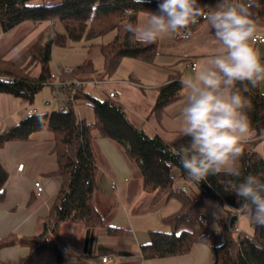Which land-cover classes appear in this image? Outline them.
<instances>
[{
  "label": "trees",
  "instance_id": "16d2710c",
  "mask_svg": "<svg viewBox=\"0 0 264 264\" xmlns=\"http://www.w3.org/2000/svg\"><path fill=\"white\" fill-rule=\"evenodd\" d=\"M251 3L253 18L257 20L258 27H264V0H251ZM45 4L55 6H42ZM157 5L158 0H143L142 3H135L134 0H48L40 4H34L32 0H0V27L3 32L22 22H30V29H33L47 21L53 32L47 41L35 39L14 59L0 56V92L32 104L41 87L51 84L53 80L50 71L52 45H65L67 39L78 41L85 38L91 45L94 39L114 31L110 40L98 43L103 57L99 79H105L125 57L153 63L157 55V43L145 46L134 42L124 25L130 20L137 22L139 14L156 11ZM202 21L192 26L190 31ZM55 22L62 25V32L54 29ZM32 69L37 70L35 72ZM94 74L96 69L88 58L65 73L62 80L77 78L88 81ZM180 81L178 75L173 73L168 82L157 88L154 110L158 116L167 103L181 95ZM86 85L77 88L73 99H64L66 106L30 113L0 132L1 148L10 140H29L36 131H51L57 161L54 173L61 178L41 230L30 236L8 234L0 241L2 245L18 243L29 247L28 255L19 264H30L43 250L52 251L57 264H96L91 261L93 253L90 250L93 230L105 227L111 234L123 231V228L106 224L92 200L93 192L100 182L94 131L122 147L127 158L139 169L142 189L152 195V205L170 198L180 202L179 209L163 219L170 225L169 231H148V240L140 244L144 259L185 254L194 243L202 242L211 248L212 264H264V227L251 223L254 230L248 234L241 230L234 232L235 221L229 224L231 216L240 212L237 198L226 190L229 177L220 174L209 176L200 184L191 182L172 153L173 148L186 144L187 138L179 132L173 141H166L158 134L147 132L141 124H136L127 116L118 98L113 99L108 95L97 98L85 88ZM58 86L66 95L70 91V85ZM244 95L251 103L246 113L256 139L247 141L238 163L242 177L256 174L264 179V156L255 150L257 140L264 137V90L259 84L255 88L249 86V91ZM81 101L91 106V121L77 115L74 104ZM174 169L178 171L179 177L195 185L196 190H192L194 195L190 192L191 185L190 189L185 190L175 183ZM7 178L8 172L0 161V201L5 196ZM204 198L218 202L228 213V218H218L222 226V239L219 241L203 211ZM63 222L81 225L86 229L83 253L73 259L63 252L58 235V227Z\"/></svg>",
  "mask_w": 264,
  "mask_h": 264
},
{
  "label": "crops",
  "instance_id": "0c3cea01",
  "mask_svg": "<svg viewBox=\"0 0 264 264\" xmlns=\"http://www.w3.org/2000/svg\"><path fill=\"white\" fill-rule=\"evenodd\" d=\"M216 2L217 0H200L201 4L209 6H214ZM145 18V14H139L137 22ZM45 26H48V21L39 23L32 30ZM30 28L31 26L29 30ZM0 32V36H3L6 31ZM257 33L264 35V27H258ZM251 44L264 62V41H251ZM215 47L214 34L207 23L202 21L197 28L190 31L189 35L180 38L172 36L158 41L154 62L141 61L143 65H140L141 68H136L137 73L134 76L130 74L127 79L120 78L110 82L105 79H92V81H97L98 84L112 83L108 91H119L117 98L133 122L141 124L151 134L155 133L166 141H173L180 132L178 116L184 103V91L182 89L178 98L167 103L158 116L154 110L157 88L168 82L169 76L173 73H176L180 80L193 74L215 51ZM17 56L6 58L14 59ZM192 62L196 64L195 68L191 66ZM97 83L88 84L85 88L91 92L90 87H95ZM49 85L54 88L53 84ZM259 85L264 90V82ZM41 101L34 99V102L29 104L11 94L0 92V132L10 128L30 113L55 109H49L50 100L46 103ZM53 102L56 103L58 100L55 99ZM76 113L86 120L79 112ZM97 134L100 137L94 133V147L96 146L100 180L102 175H108L109 187L118 190L119 197L124 196L125 216L119 222L114 220L113 204L109 202L110 193L102 188L99 182L100 186L93 192V203L97 208L96 201L103 203L107 213H110L105 218L98 208L105 223L123 228V231L111 234L105 227L94 229L90 249L93 253L91 261L96 264H212L211 248L202 242L194 243L188 253L181 255L152 259H144L141 256L140 244L148 240V231L171 229L163 219L176 212L180 202L176 198L174 199L177 201H172L173 198H170L152 205V195L142 189V178L136 165L127 158L119 144L121 148L116 142L102 137L98 132ZM255 139L254 132L251 131L248 141ZM53 146L51 131L42 129L34 132L29 140H10L0 148V161L8 172L5 196L0 201V241L8 234L17 237L30 236L41 230L61 183L60 176L54 173L57 169V161ZM255 150L264 156V137L257 140ZM102 161L104 166L107 165L106 171L100 168ZM19 163H23L21 170L17 169ZM173 175L178 186L189 189L188 186L191 184L179 177L178 171ZM35 180H39L43 185L40 195L36 194L33 186ZM112 182L114 186L111 185ZM134 220H137L138 224L135 225ZM139 221H142V224ZM123 223L126 226H122ZM83 228L68 222H63L58 227L63 252L69 259L83 253L86 236V229ZM28 253V246L0 243L1 264H19ZM103 255L109 257L106 262L101 261ZM30 264H57V260L52 251L43 250Z\"/></svg>",
  "mask_w": 264,
  "mask_h": 264
},
{
  "label": "clouds",
  "instance_id": "9594fccd",
  "mask_svg": "<svg viewBox=\"0 0 264 264\" xmlns=\"http://www.w3.org/2000/svg\"><path fill=\"white\" fill-rule=\"evenodd\" d=\"M252 6L251 0H217L214 6L200 0H158L156 11L145 12L143 21L130 20L124 28L145 46L189 35L201 20L212 30L215 51L180 81L184 103L178 122L187 143L172 153L191 182L229 177L226 190L237 198L241 214L264 227V179L256 174L242 177L238 163L251 132L246 113L251 103L244 93L264 82V62L251 44L258 32Z\"/></svg>",
  "mask_w": 264,
  "mask_h": 264
},
{
  "label": "rangeland",
  "instance_id": "374dc122",
  "mask_svg": "<svg viewBox=\"0 0 264 264\" xmlns=\"http://www.w3.org/2000/svg\"><path fill=\"white\" fill-rule=\"evenodd\" d=\"M46 1L48 0H32L34 4H40ZM30 26H31L30 22H22L16 25L15 27H13L12 29L6 31L4 35L2 34L3 36H0V56L1 55L5 57L17 56V54H20L23 50H25V48L35 39L40 38L43 41H47L53 36L52 28L50 25L45 26L41 29L37 28L34 30L32 29L29 30ZM54 29L57 32L63 31V27L59 22L54 23ZM0 31H1V27H0ZM113 35H114V31H110L106 33L103 37L94 39L91 45L88 44V41L85 40V38H82L78 41H71L67 39L65 45L53 44L51 48L50 71L51 73H54L56 75V78L52 80V82L61 81L65 73H68V71H70L73 67L83 63L88 58L92 60V63L96 69V74L93 75L92 79H99L100 72H102L103 57L100 53L98 43L106 42L110 40ZM140 65H143V63L139 60L126 58V57L122 58L117 68L112 73L107 74L105 76V80L110 82V81L118 80L120 78L127 79L128 75L130 74L134 76V74L137 73L136 68H141ZM34 70L36 72L37 69ZM34 70L32 69V71ZM66 80L69 79L67 78ZM53 85L54 88H52L49 84L43 85L35 95V100L41 99L42 103H46L47 100H50L51 105L49 104V109L63 106L64 99L66 98V94L63 92V90L60 89V86H58L57 83ZM110 86H112V83H99L95 87L93 86L90 87V90L97 98H103L107 95ZM55 99L58 100V102L54 103L53 101ZM46 106H48V104H46ZM51 106H55V107H51ZM74 108L76 112H79L83 117L86 118L87 121H90L93 118V111L90 105L81 102L74 104ZM94 133L95 135H97V137H100L98 136L97 131H94ZM105 166L102 161L100 168L102 170H105ZM176 171L177 170L174 169L173 174H175ZM107 176L108 175L106 174L102 175V178L100 180V185L102 188H105L110 193L109 202L113 204L112 207L113 218L115 221L119 222L120 220H122L123 216H125L124 214L125 199L124 196L119 197L117 195L118 190H112L109 187V179ZM111 176L115 177L112 174ZM192 190L194 191L196 190V187L193 184H191L190 192L192 195H194ZM172 201H177V200L173 198ZM96 205L100 209L101 213L105 216V218H107L110 213H107L108 211L105 210V205H103V203H100L98 201H96ZM168 205L166 207H168ZM203 211L207 218L209 227L214 231L215 230L221 231L222 226L218 221V218L229 217L228 213L224 210V207H222V205H220L218 202L210 198H204ZM134 222L135 225L138 224L137 220H134ZM139 222L142 224V221ZM235 222L239 226V229L244 233L251 234L254 230L253 225L244 217V215L241 214V212L237 213V219L235 220ZM77 226L83 228V226H79V225ZM122 226H126V225H124L123 223ZM166 230L169 231L170 229H165V231ZM221 239H222V235L217 234L216 240L219 241Z\"/></svg>",
  "mask_w": 264,
  "mask_h": 264
},
{
  "label": "built area",
  "instance_id": "2783aa9c",
  "mask_svg": "<svg viewBox=\"0 0 264 264\" xmlns=\"http://www.w3.org/2000/svg\"><path fill=\"white\" fill-rule=\"evenodd\" d=\"M175 37L180 38L181 36H175ZM252 41L263 42L264 41V35L260 34V33H256V36ZM195 65L196 64L194 62L191 63V66L193 68H195ZM51 77L54 80L56 78V75L54 73H51ZM55 83H57V85H70V91L67 93L66 97H67V99H73L75 92H76L78 87H80L81 85H83L85 83L86 84L97 83V81H92V80L84 81V80H80L77 78H73V79H69V80H61L59 82H55V81L51 82V84H55ZM118 94H119V91H116V90H110L107 93V95L113 99H116L118 97ZM63 106H66L65 101H64ZM22 167H23V163H19L17 165L18 170H21ZM111 185L114 186V182H112ZM33 186L36 190V194L40 195L41 192L43 191V185L41 184V182L39 180H35L33 183ZM238 213H239V211H238ZM239 231H240L239 226L236 224V222H234V232H239ZM214 232H215V234L221 235V231H219V230H215ZM108 258H109L108 255H103V256H101V261L106 262L108 260Z\"/></svg>",
  "mask_w": 264,
  "mask_h": 264
},
{
  "label": "water",
  "instance_id": "95a60500",
  "mask_svg": "<svg viewBox=\"0 0 264 264\" xmlns=\"http://www.w3.org/2000/svg\"><path fill=\"white\" fill-rule=\"evenodd\" d=\"M237 219V214H234L231 216L230 220H229V224L232 225L233 222Z\"/></svg>",
  "mask_w": 264,
  "mask_h": 264
}]
</instances>
